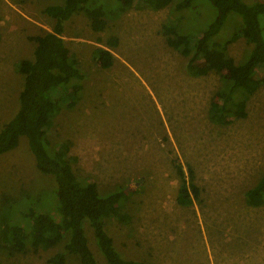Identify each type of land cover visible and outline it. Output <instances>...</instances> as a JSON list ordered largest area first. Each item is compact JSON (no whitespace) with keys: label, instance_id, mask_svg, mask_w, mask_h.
<instances>
[{"label":"rangeland","instance_id":"rangeland-1","mask_svg":"<svg viewBox=\"0 0 264 264\" xmlns=\"http://www.w3.org/2000/svg\"><path fill=\"white\" fill-rule=\"evenodd\" d=\"M62 2L0 0V130L19 107L24 79L16 66L33 58L35 49L28 38L52 30L42 11ZM117 4L94 2L109 14ZM172 5L113 12L100 34L82 11L67 23L65 40L77 53L85 79L78 103L64 107L49 127L50 148L72 142L79 180L94 181L103 196L118 190L125 194L130 223H107L125 258L151 264H264V207H250L244 199L264 174V71L256 75L260 84L248 102V118L225 126L210 122V104L225 87L222 73L189 75V59L170 48L163 35ZM216 13L208 1L197 0L195 9L184 13L181 28L194 35ZM241 26V18L231 14L218 40H228ZM109 36L118 38L119 46L112 51L114 65L101 68L92 61V50L108 49ZM249 49L240 39L229 54L239 63ZM175 162L186 174L187 166L195 171L201 198L193 206L177 202ZM54 190V178L37 170L26 137L0 155V225L5 228L0 230V264H48L49 257L63 251L66 239L48 251L28 246L17 252L6 235L7 225L28 223L23 214L29 207L51 212ZM85 226L99 264H108ZM66 264L80 260L69 255Z\"/></svg>","mask_w":264,"mask_h":264},{"label":"trees","instance_id":"trees-1","mask_svg":"<svg viewBox=\"0 0 264 264\" xmlns=\"http://www.w3.org/2000/svg\"><path fill=\"white\" fill-rule=\"evenodd\" d=\"M116 1L118 4L113 7V12L120 13L131 9L159 11L173 4L170 20L163 25L168 46L189 59L187 71L190 76L197 78L211 72L222 73L225 87L210 104V122L225 126L237 119L248 118V102L260 84L256 75L264 71V2L206 0L217 13L207 27L193 35L182 30L181 22H184L186 11L195 9L197 0ZM94 2L63 0L61 4L46 7L42 14L52 21V30L30 36L29 41L35 45L33 58L17 63L16 70L23 77L24 85L17 112L0 130V155L18 148L20 138L26 137L37 170L54 178L53 193L57 201L47 213L29 207L23 214L28 223L7 225L6 235L17 252H24L28 246L35 252L48 251L66 239L63 251L49 257L48 264H66L69 255H76L80 264H99L86 232L85 225H89L98 251L108 264H151L125 258L116 249L107 229L110 220L121 225L130 223L124 208L125 194L118 190L103 196L94 181L79 180L70 156L72 142L64 141L50 148L47 137L48 129L60 111L78 103L83 88L80 81L85 79L78 66L77 53L65 40L67 23L82 11L90 19L92 30L100 34L107 30V15L112 16L111 8L109 14L104 5L94 6ZM233 13L241 18L242 26L231 38L221 42L218 36ZM174 16L179 18L173 21ZM240 39L245 40L250 49L242 62L237 63L229 54V47ZM104 46L108 49L96 47L92 50V61L101 68H110L115 60L112 51L119 46V39L109 36ZM176 162L174 167L180 180L177 202L183 207L193 206L201 198L195 171L187 166L186 174L183 165ZM244 199L250 207H264V174L256 186L245 192ZM4 229L0 225L1 232Z\"/></svg>","mask_w":264,"mask_h":264}]
</instances>
